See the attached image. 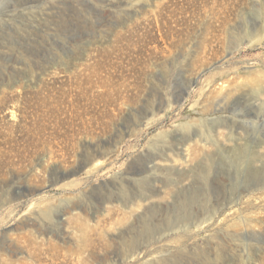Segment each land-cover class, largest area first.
<instances>
[{
  "label": "rangeland",
  "instance_id": "374dc122",
  "mask_svg": "<svg viewBox=\"0 0 264 264\" xmlns=\"http://www.w3.org/2000/svg\"><path fill=\"white\" fill-rule=\"evenodd\" d=\"M0 264H264V0H0Z\"/></svg>",
  "mask_w": 264,
  "mask_h": 264
},
{
  "label": "water",
  "instance_id": "95a60500",
  "mask_svg": "<svg viewBox=\"0 0 264 264\" xmlns=\"http://www.w3.org/2000/svg\"><path fill=\"white\" fill-rule=\"evenodd\" d=\"M216 64V63H215ZM215 64L211 65L209 68H212L213 66H215Z\"/></svg>",
  "mask_w": 264,
  "mask_h": 264
}]
</instances>
